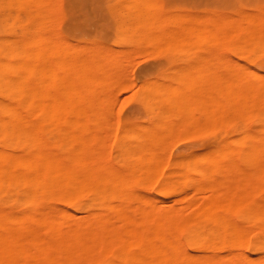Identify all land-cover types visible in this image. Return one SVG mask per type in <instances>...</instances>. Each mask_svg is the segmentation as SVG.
Masks as SVG:
<instances>
[{"label": "bare ground", "instance_id": "bare-ground-1", "mask_svg": "<svg viewBox=\"0 0 264 264\" xmlns=\"http://www.w3.org/2000/svg\"><path fill=\"white\" fill-rule=\"evenodd\" d=\"M216 2L104 0L114 44L165 60L122 122L127 51L0 0V264H264V0ZM187 134L214 146L171 156Z\"/></svg>", "mask_w": 264, "mask_h": 264}, {"label": "rangeland", "instance_id": "rangeland-1", "mask_svg": "<svg viewBox=\"0 0 264 264\" xmlns=\"http://www.w3.org/2000/svg\"><path fill=\"white\" fill-rule=\"evenodd\" d=\"M62 1L64 17L61 29L76 49L84 52L87 48H90L94 54H102L104 48L110 46L114 51H127V73L120 80L115 90L113 113L116 116L119 114L118 116L122 122L141 117L142 112L138 108L136 94L140 85L153 78L158 69L165 65V60L150 50L132 49L127 45L114 44L116 32L112 16L109 15L104 0ZM162 1L167 6H178L184 9L190 8L200 15L202 12H204L202 15H205L208 11L214 10L217 7L216 0ZM208 134L201 136L197 134L180 135L173 142L170 155L175 156L187 150H199L203 148L205 150L206 148L213 147L214 138ZM160 204L167 205L172 204V202L168 201V203L162 202ZM176 205L186 207L187 203L178 202Z\"/></svg>", "mask_w": 264, "mask_h": 264}]
</instances>
